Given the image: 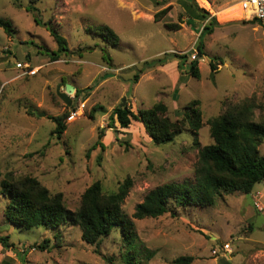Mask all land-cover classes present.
<instances>
[{
	"label": "rangeland",
	"instance_id": "rangeland-1",
	"mask_svg": "<svg viewBox=\"0 0 264 264\" xmlns=\"http://www.w3.org/2000/svg\"><path fill=\"white\" fill-rule=\"evenodd\" d=\"M179 1L41 0L36 23L26 10L29 0H19V5L0 0V17L15 30L9 35L0 27V235H9L13 244L9 249L0 245V264H124L129 250L117 228L97 246L82 239L79 226L23 229L9 222L4 216L8 196L1 187L7 172L36 177L51 193L61 192L72 211L96 180L113 192L131 176L133 187L122 208L135 224L132 252L139 248L138 264H173L183 255L194 256L192 264H264V211L256 205L264 206V179L251 193L224 192L215 205H190L176 209V216L168 213L158 219L134 217L136 206L152 189L169 182H195L199 148L213 143L210 118L248 101L253 105L251 117L264 122V25L246 22L237 9L229 14L227 9L240 0H195L209 14L216 13L218 22L201 38L205 52L199 62L201 76L196 78L187 74L188 64L174 53H193L201 30L192 33L184 22L181 30L166 27L182 20L178 10L155 19L160 8ZM102 25L114 30L117 42L97 34ZM51 26L69 44L70 51L58 60H51L52 52L59 50ZM88 46L92 48L83 51ZM214 56L221 60L211 77ZM19 62L38 68L37 74H28ZM142 69L145 72L135 82ZM67 84L94 88L76 99L75 92L66 91ZM124 98L134 111L162 99L174 119L187 103L200 99L205 125L197 136L199 146L190 128L166 144L150 141L139 122L129 130L118 123L110 128L109 116ZM65 113L70 115L68 128L59 137L51 117ZM101 129L102 144L88 153ZM260 151L264 155V141ZM45 239L49 246L38 248ZM225 242L231 253L224 256L220 245ZM214 248L218 254L212 253Z\"/></svg>",
	"mask_w": 264,
	"mask_h": 264
},
{
	"label": "trees",
	"instance_id": "trees-1",
	"mask_svg": "<svg viewBox=\"0 0 264 264\" xmlns=\"http://www.w3.org/2000/svg\"><path fill=\"white\" fill-rule=\"evenodd\" d=\"M19 5V0H13ZM41 0H29L26 10L34 16L36 23L37 3ZM179 3L185 9L190 18L201 16L206 18L209 14L204 8H200L195 0H180ZM170 10V6L158 11L156 20L162 19ZM248 22V21H246ZM248 23L258 24L256 20ZM48 24L46 23V26ZM218 25L217 18H212L211 24L204 26L200 33L197 44V55L192 58V53H174L182 59V64H188L190 74L200 78V59L205 52V42L201 39L206 34L214 31ZM169 29H180L178 23H166ZM0 27L11 35L15 32L13 25L0 17ZM97 34L106 39L109 35L114 41H118V35L108 25H102ZM51 35L58 44L59 50L53 51L51 60H58L62 52H69L67 39L54 27H49ZM92 47H84L83 51ZM218 60L214 56L211 59V77L218 71ZM145 69L134 76L135 82L139 81L140 75ZM181 87L180 82L175 86ZM94 86H88L81 90L76 88L75 98H79L82 92L93 90ZM177 90V89H176ZM202 101L194 99L187 103L177 119L169 115L167 103L160 99L149 108H140L136 111L128 105H117L109 116V127L116 129L118 123L123 130H129L135 122L143 125L145 133L154 144H166L176 141L179 133L191 129L194 135V145L199 146L197 136L205 125L202 110ZM244 105H233L223 113L213 116L208 120L210 134L213 143L199 148V158L195 168V182H169L152 189L144 198V201L136 206L134 217L137 219H158L168 213L176 216V209H185L190 205L207 206L215 205L217 198L223 193H231L241 190L251 193L254 185L264 179V155L261 154L260 146L264 141V122L256 121L251 117L252 104L246 101ZM70 115L63 114L52 116L56 122L54 133L61 137L67 130V121ZM105 130L101 129L98 141L88 150L90 153L102 144ZM126 150L130 147L126 142ZM2 175L0 168V176ZM2 193L8 196V203L4 209V216L9 221L23 229H32L39 226L47 228H60L65 225L79 226L82 231V239L90 244L97 245L103 237H107L117 228L124 242V247L129 250L124 252V264H138L136 257L140 255L139 248L132 251V246L137 239L135 224L123 211L122 205L133 187V179L127 176L119 182L117 190L110 192L105 189L102 181L96 180L88 186L80 198V206L77 210H68L61 192L51 193L50 190L36 177L31 175L16 176L14 172H7L1 181ZM172 207L174 209H172ZM9 235H0V245L9 249L13 246L9 241ZM49 240L45 239L38 248L46 249ZM153 255L152 251H148ZM194 256L183 255L175 258L173 264H192Z\"/></svg>",
	"mask_w": 264,
	"mask_h": 264
},
{
	"label": "built area",
	"instance_id": "built-area-1",
	"mask_svg": "<svg viewBox=\"0 0 264 264\" xmlns=\"http://www.w3.org/2000/svg\"><path fill=\"white\" fill-rule=\"evenodd\" d=\"M238 6H240V11L244 15V19L246 21L256 20L258 24L264 25V0H240L238 2ZM196 52V53H195ZM197 55V49L193 48L192 58H195ZM17 66L20 68H24L27 70V73L30 75H35L38 72V68L31 67L29 64H23L21 62L17 63ZM78 114V111L72 112L71 117L74 118ZM70 118V117H69ZM256 205L260 211H264V206H261L259 202H256ZM221 246V250L224 253H231V246L228 242L223 243ZM213 254H218L217 249L212 250Z\"/></svg>",
	"mask_w": 264,
	"mask_h": 264
},
{
	"label": "crops",
	"instance_id": "crops-1",
	"mask_svg": "<svg viewBox=\"0 0 264 264\" xmlns=\"http://www.w3.org/2000/svg\"><path fill=\"white\" fill-rule=\"evenodd\" d=\"M208 4V3H207ZM237 6L236 7H233V8H229V9H227V11L229 12V14H232L234 11H235V9H237V10H239L240 9V6H238V3L236 4ZM170 6V10L166 13V14H168V13H171L173 10H178L179 12L181 11V13H182V17H181V19L183 20H181V21H179L178 23L179 24H181V22H184L183 24H182V26H186V27H188L189 26V28L191 29V32L192 33H194V32H197L198 34H199V32H200V30H201V32H202V30H203V28H204V26L206 25H210L211 24V21H212V18L215 16V14L214 15H208L206 18H202L201 16H196V17H193V18H190L189 16H188V14L186 13V11H185V9L181 6V4L179 3V4H177L176 6H171V5H169ZM169 6H163L162 7V9H164V8H167V7H169ZM202 8V7H201ZM161 8H160V10H162ZM210 9V8H209ZM159 10V11H160ZM208 11V10H207ZM239 12H241L240 10H239ZM242 13V12H241ZM165 14V15H166ZM164 15V16H165ZM210 21V24H208V22ZM168 23H170V22H168ZM181 26V25H180ZM181 30V29H180ZM172 41V40H171ZM173 44L174 45H176V42L175 41H173ZM173 64H175V63H173ZM161 67H163L162 65H161ZM168 67H163V69H167ZM176 72V71H175ZM175 72H173V78H174V80L173 81H175V83H176V81H177V78H176V73ZM225 255H229V254H227V253H224V256ZM224 264H227V263H224Z\"/></svg>",
	"mask_w": 264,
	"mask_h": 264
},
{
	"label": "water",
	"instance_id": "water-1",
	"mask_svg": "<svg viewBox=\"0 0 264 264\" xmlns=\"http://www.w3.org/2000/svg\"><path fill=\"white\" fill-rule=\"evenodd\" d=\"M66 91L67 92H75L76 91V87L72 84H67L66 85ZM126 104V98L123 99V102H122V105H125Z\"/></svg>",
	"mask_w": 264,
	"mask_h": 264
},
{
	"label": "bare ground",
	"instance_id": "bare-ground-1",
	"mask_svg": "<svg viewBox=\"0 0 264 264\" xmlns=\"http://www.w3.org/2000/svg\"><path fill=\"white\" fill-rule=\"evenodd\" d=\"M243 14V13H242Z\"/></svg>",
	"mask_w": 264,
	"mask_h": 264
}]
</instances>
